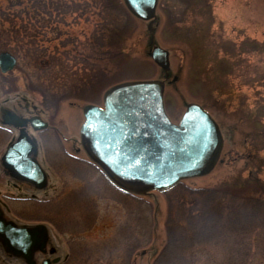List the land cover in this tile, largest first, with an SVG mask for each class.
Masks as SVG:
<instances>
[{"label": "rangeland", "instance_id": "374dc122", "mask_svg": "<svg viewBox=\"0 0 264 264\" xmlns=\"http://www.w3.org/2000/svg\"><path fill=\"white\" fill-rule=\"evenodd\" d=\"M5 1L0 0L2 9L8 7ZM71 1L83 13L86 7L92 11L87 22H84L86 16L80 19V12L67 13ZM22 2L26 5L28 0ZM55 2L59 4L55 6L60 7L59 12L65 11L62 15L65 22H57L56 28L50 24L42 31L44 42L38 44V50L46 51L39 53V58L33 57L35 54L28 59L19 57L22 52L7 31L9 26L0 20V30L8 34L5 46L0 48L5 47L17 59L9 80H0V110L24 114L25 110H34V106L43 111L42 117L54 129L42 135L44 151L40 159L51 170L46 172L50 181L45 189L35 190L11 179L4 175L0 165V196L11 207L6 218L30 224L47 219L55 221L62 215L65 222L69 221L68 231L55 233L49 224L53 242L56 236L75 231L74 219H89L91 223L84 224L87 231L81 237L90 248L88 245L84 248L82 257L88 251V257L103 264H106L103 257L111 254L115 259L119 257V263L115 260L114 264H122L125 251L128 253V247L134 245L126 238L129 234L126 231L132 227L131 237L135 238L138 251L132 256L131 264H151L166 238L169 204L161 193L134 200L119 194L104 196L100 191L97 196L91 194L78 199L79 203L76 201L83 208L84 204L88 205L86 199L94 197L93 210L86 214L68 204L73 208L64 214L53 211L46 216L40 211L38 217H31L32 212L18 208L16 205L23 204L14 198L29 195L50 200L59 196L60 202L54 205L64 206L69 194L80 189L81 179L93 182L101 178L94 167L81 161L83 154L75 151L79 148L73 140L78 139L81 109L87 104L101 106L102 93L111 85L133 80H163L148 56L154 45L169 53L170 69L163 100L171 122L179 121L187 103H197L216 120L223 137L222 152L212 171L184 180V186L218 189L235 185L247 194L264 193V0H159L156 18L151 24L130 16L121 0ZM15 5V12L23 6ZM65 5L69 8L65 9ZM14 21L16 28L20 20ZM147 25L153 27L152 32L147 30ZM71 48L82 54L79 60L66 58ZM49 54L56 62L49 60L46 71L42 61L49 59ZM81 191L90 192L85 187ZM212 247L200 251V264H212L204 258L213 251ZM1 254L0 264H15L5 261ZM81 261L72 260L83 264ZM249 264H264V234L251 245Z\"/></svg>", "mask_w": 264, "mask_h": 264}, {"label": "water", "instance_id": "95a60500", "mask_svg": "<svg viewBox=\"0 0 264 264\" xmlns=\"http://www.w3.org/2000/svg\"><path fill=\"white\" fill-rule=\"evenodd\" d=\"M157 1L122 0V3L131 16L151 24ZM148 55L167 78L168 52L152 46ZM15 66L14 57L0 54L2 74ZM163 92L161 80L128 81L108 88L102 95L101 107L82 108L80 147L88 160L121 191L134 195L163 192L181 180L207 175L220 156L223 138L209 113L196 103H188L179 122L173 124L164 110ZM1 114L3 124L19 129L16 141L8 145L0 158L2 167L16 180L43 189L46 176L35 159V139L27 137L25 127L28 124L37 131L46 124L36 118L22 119L8 110H2ZM47 240L44 225H17L6 220L0 209V245L7 254L34 264V254L45 251Z\"/></svg>", "mask_w": 264, "mask_h": 264}, {"label": "trees", "instance_id": "16d2710c", "mask_svg": "<svg viewBox=\"0 0 264 264\" xmlns=\"http://www.w3.org/2000/svg\"><path fill=\"white\" fill-rule=\"evenodd\" d=\"M12 1H5L8 7L4 8L0 13V20L3 24L9 26L7 31L15 39L19 51L22 52V55H19V57L28 59L29 56L31 57L35 54L33 57L39 58V53L44 54L46 51L44 49L38 50V44H43L44 42L42 40L44 37L41 36V33L43 29L50 27V24L53 25V22H49L50 20H48L38 25L31 18V20L25 21L24 24L19 23L15 28L14 20L18 19L21 21L22 19L17 12H14L13 8L17 7V5L15 3L10 4ZM37 2L35 0H28L25 6L40 7L42 13L48 17L50 14L53 15V11H60V7H55L59 5L55 0H48L47 2L41 0L39 3ZM66 7L77 9L72 1L69 7L64 6L65 9ZM50 9H53V11ZM86 10L87 14L92 13L87 7ZM61 12L65 11L61 9ZM2 30H0V43L3 41L2 38H5L6 42L8 40V34ZM81 55L74 48H71V53L66 58L75 61L79 60ZM49 57V59L46 58L42 61L46 71L49 68V60L55 59L56 62V58L51 54H49ZM11 74L9 73L3 76V78H6L5 80L7 81ZM9 138L10 133L8 130L0 125V153L9 141ZM81 177L83 178L84 175ZM81 177L79 176L80 179ZM84 179L86 178L81 179L80 189L69 194L70 197L65 203V207L61 205L62 203L57 206L54 205L56 202H60L58 200L59 197L52 201L21 200L20 202L23 205L16 206L23 208L27 213L32 212V214L29 213L31 217H38L37 214L40 211V213L45 212L46 216L53 211L64 214L66 210L73 208L68 207V204L69 206L73 205L79 208L82 213L86 214V211L93 210L94 197L86 199L85 203L87 202L88 205L84 204L83 208L75 204L78 199H83L84 196H90L91 194L97 196L100 191L104 196L110 195L111 197H115L118 195L103 177L93 180V182ZM83 187H85V190L88 188L90 192L88 194L82 193L81 189ZM165 197L169 204L168 217L166 219V238L151 264H200V261L198 262L200 251L211 246H213V251L204 256L206 263L210 261L212 264H249L251 245L253 246L254 241L264 234V193H260L259 195L247 194L235 185L224 186L218 189H188L184 184L180 183L167 191ZM77 202L79 203V201ZM46 222L52 224L56 231H59L61 234L68 231L67 222L69 221L65 222L62 219V215L57 217L55 221L47 219ZM73 222L76 225H73L75 231L64 236L73 235L74 239H77L79 234L87 231L83 226L85 223L90 224L91 220L77 218ZM244 241H246L245 244ZM82 252H85L84 249L80 251V255H77L79 260L83 258ZM87 254L88 252H86L85 256Z\"/></svg>", "mask_w": 264, "mask_h": 264}, {"label": "flooded vegetation", "instance_id": "af4514ba", "mask_svg": "<svg viewBox=\"0 0 264 264\" xmlns=\"http://www.w3.org/2000/svg\"><path fill=\"white\" fill-rule=\"evenodd\" d=\"M35 1H38L37 3H39L41 0H35ZM44 1L47 2L48 0H44ZM7 2H8V0H7ZM14 3L15 4L19 3V4L23 5L21 8L18 7L17 11H16L18 13V15H20V17L22 19L19 22L20 24L21 23L24 24L25 21H29L32 18L33 20H35L37 22L38 25H41V24L45 23L46 21L50 20L49 22H53V26L51 25L52 28H56V26H54V24H56L57 22L62 24V21L65 22V18L62 16V15L66 14L65 12H64L65 14L63 12H59V13L56 12L55 16L50 14V16L48 17L46 14L42 13V10H41L40 7L25 6L24 2H22V0H14L10 4H14ZM82 10L84 11V13L82 11L78 10V9L69 8V12H67V13H69L70 15H74L75 13H79L80 12L79 13L80 19H83V17L86 16V19L84 20V22H87V19H88L87 10L86 9H82ZM2 11H3V9L0 7V13ZM11 12H13V11H11ZM50 30H52V29H50ZM42 40H44V39H42ZM4 42H6V39L3 40L2 43H0V45L1 46H5ZM4 51H8V50L5 47H4V49L0 48V53H2ZM3 76L4 75L0 74V77L3 78ZM33 109L34 110H30V111L25 110L26 114H24L23 116L26 117V118L37 117V118L41 119L42 121L46 122L47 126L43 130L33 131L30 128V126L27 125L26 129H25V132L30 138H34L36 140V142H37V157L36 158H37L38 162L40 163V165L42 166V168H44L46 170L48 165H43L42 162H40V160H39V155L43 154V148H44L43 147L42 135L45 134L46 132H48V130H50V129H51L50 131H52L53 127H51L50 124L42 117L41 112H43V111L36 110L38 108H35L34 106H33ZM18 115H21V114H18ZM10 132H12V136H11L10 140L17 138L18 133H19L18 130L11 128ZM73 141L77 142L75 140H73ZM77 144H78V142H77ZM75 151L78 153V152H80V149L79 148L75 149ZM75 159H76V157H75ZM81 161L87 165V162L85 161V158L84 159L82 158ZM171 189H169V190H171ZM113 190H115V191H117L119 193L128 195V196H131V195L127 194V193L121 192L117 188H113ZM165 193L166 192L161 193V194H163V196L165 197ZM150 195H151V193L150 194H146L145 197H151ZM132 198H134V200L136 199V197H132ZM0 205H1L2 208L5 209L6 204L4 203V201H3L1 196H0ZM131 205H134V204H131ZM81 234H79L77 236V239H74L73 235H71V236L62 235L63 238L65 237V240L61 237V235H58V236H56L57 237L56 238L57 239L56 242H53L54 240L52 241L51 236L49 234V240L47 242L45 251L42 252V253L37 252L34 255V257H33L34 264H41L45 260H47L49 262V264H80L79 262L78 263L72 262V260L73 259H78L77 255H80L81 254L80 251L83 250L84 248H87V245H88V248H90V246L86 242V240H84V238L81 237ZM131 236L132 235H130V233H129L126 236V238L129 239L131 244H134V245L128 247L129 250H130L128 253H126V251H125V257H123V259H122V264H131L132 256L136 255L135 254L136 251H137V248L135 246V242L136 241L134 240L135 238L133 239ZM129 245H130V243H129ZM113 247H115V245ZM103 259L106 260V264H114L115 260H117L118 263H119V257H117L115 259L113 254H111V256H108V257L104 256ZM81 260H82L81 263H83V264H88L87 262H89L91 264H103V263H100V262L96 261V258L93 261V258H90V256L88 257V255L83 257ZM20 261H21V264H24V262L22 260H20Z\"/></svg>", "mask_w": 264, "mask_h": 264}]
</instances>
